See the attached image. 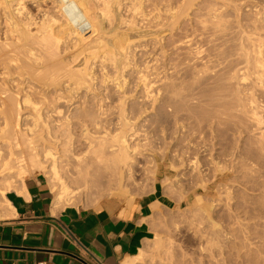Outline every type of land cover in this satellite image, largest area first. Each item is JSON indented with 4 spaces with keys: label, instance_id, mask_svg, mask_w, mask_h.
<instances>
[{
    "label": "bare ground",
    "instance_id": "obj_1",
    "mask_svg": "<svg viewBox=\"0 0 264 264\" xmlns=\"http://www.w3.org/2000/svg\"><path fill=\"white\" fill-rule=\"evenodd\" d=\"M160 1L165 0H159L158 2ZM188 1H192L193 3L194 0ZM131 2L132 1L128 2V4H131ZM133 2L131 9L129 8L130 5H124L122 0H0V94L3 97V95L7 93V96H4L6 98H2L3 101H5L3 105L1 104L3 106L2 113H4V115L1 116L4 117L3 122L1 121L2 123H0L1 219L9 216L10 209H13V206L7 199L6 195L11 190V184L8 181L14 179L15 176L6 177V174L13 173V171L17 169L19 174L16 179L20 178L19 180H21L25 174H28L27 168L29 165L43 170L47 169L52 177L58 181L59 191L57 192L54 201L55 208H64L62 207V204H68L70 206V203L75 200L74 197L76 198L75 195L77 193V195H79V190L76 191L72 189L69 183L63 179L58 167L61 156L57 148L60 146L58 143L63 135L62 132L65 131L71 136L69 139L70 141L75 134L74 130L76 126H78L79 131H81V135L87 144V149L85 150L86 155H83V157L81 155H76L74 152L75 150H73V145L69 146L66 153H70L73 157L79 158L80 161H85L84 166L81 164V167L82 173L85 176L84 182L86 188L96 185L98 181H101L106 176H109L107 182L108 185L112 186L114 184H119L121 183L120 179L124 174H131L136 171L138 166H141V144L137 142L135 143V140L137 139V131L131 127V120L124 107L127 98L126 96L128 94L126 91V75H124L125 77L123 76L124 78L118 77L121 64L125 61L124 66H126L122 68H127L128 70L127 65H130L128 64V61L130 59L132 60L134 57L132 54L133 57L131 58V55L128 59L127 54L130 53L126 51L131 47L130 43L133 40L131 37L134 33L133 27L136 25L133 22H135L134 20L137 18L132 19L134 16L129 18L130 15L125 13L134 10L133 14H138L139 12V14L142 15L145 11V9L143 12L140 11L141 8H144V5L141 6L140 1L138 2L137 0L135 2H138V4ZM216 2H218V0L214 1V6H216ZM167 3L168 5L171 4L170 2H165V4L162 2L161 4L166 6ZM225 3H227V1ZM47 4L51 5L50 7L52 9L47 10ZM161 4L159 3V7L162 6ZM189 4H191V2ZM189 4L187 3L188 6ZM213 5L210 4V6H212L211 10H206V13L209 12L208 15L205 14L206 19L204 21L201 19L203 22L199 20L203 23L201 31H207L210 29L217 31L227 30L228 28L225 25L227 17H224L225 22H221L224 20L223 16L225 15V12L223 11L225 8L224 6L226 5L219 6V4H217L219 6L218 8ZM171 6L172 4L167 9H173ZM32 8L36 11H33ZM155 9L153 10L156 12L159 8L157 7ZM161 9L162 7L160 8V11L167 10L166 8ZM187 9H189V7H187ZM238 9L240 8L238 7ZM153 12L154 11H152V16H150L152 17V20L153 14L155 13ZM251 12L249 14H253ZM160 13L162 12H158V15H160ZM168 13L169 11H167V14ZM256 14L258 13H255V16ZM125 15H128V17ZM161 16H157V19ZM202 16L201 18H203ZM255 16L254 20L258 17ZM144 17L143 20H146L147 17L149 18V16L146 18ZM163 17L165 18L166 16ZM196 17L198 18V16ZM247 17L248 20H252V24L255 22L253 21V18L249 19L250 17ZM126 18H129L130 20H127ZM171 19L172 16L170 18L171 22L168 24L167 21L166 23L168 26L172 24L173 19ZM160 20L165 21L168 20V18H161ZM152 22L155 26V22L157 21L155 19V21L153 20ZM143 23L144 22L142 21L141 25ZM162 23H160V28L163 26ZM256 23L257 18L254 23L255 25L248 23L247 25L249 26L246 25L247 27H243V25H241L243 23H239L241 25L238 24L239 29L236 31L234 30L231 33V36L233 35L234 39H230L231 44L228 45L226 42H223L220 47L217 46V48L214 49L210 48L211 46L206 48V46L202 44L204 41L195 40L198 36L202 38V34L205 35V32L201 33L199 31V26H197V29L198 33H201H199L200 35H197L198 33L195 32L197 29H193L194 32L191 31L194 34L196 33L197 37H193L195 39L191 38L192 33L190 35V32L188 33L192 27L187 30V143L191 144V138L193 139L194 136L199 140L198 142H200V140L202 142L205 134L203 133L204 130L201 131L200 128L202 127V124L205 123L207 125L208 122L210 124L208 126H211V129H215L218 125L223 126V124L225 125L231 122L236 124L239 123V125L240 123L242 125V122L245 121L247 123L250 122L253 123L252 125L257 127V129L264 124V117L262 118V113L260 114L259 112V109H261L260 106L262 105V102L260 101L261 99L259 100L261 94L258 93H264V91H261L264 89V27H262V25L259 26L258 23ZM147 24L142 26H146ZM190 24L191 23H189V25ZM158 25L155 27L158 28ZM189 25H187V27ZM170 26L173 27L172 25ZM190 26L194 25L191 24ZM146 27L148 28V25ZM147 28L145 29L147 30ZM160 28L159 30H161ZM169 28L170 27H168V29ZM136 29L143 30L144 28L136 27ZM163 29L161 31H164ZM170 30L172 29L170 28L168 31ZM132 31L133 33L131 34L130 32ZM214 32L216 33V31ZM151 33L148 35H151ZM165 33L167 34V32ZM92 34H94L95 37L93 36V39L90 38V45H85L87 55L85 54V56L82 57L83 59L80 58L81 56L79 57L80 59L76 56L78 55L76 54L77 52L71 54L72 49L69 44L71 42L68 43L67 39L70 41L71 39L75 40L73 41V44L76 46L78 43H76V41H79L81 44V41L86 35H89L88 37H90ZM130 34L132 35L131 37ZM138 34L140 33H137V35ZM153 34L154 33H152V36H154ZM140 36L138 40L141 38ZM133 37H135V35ZM137 37H135V39ZM160 38L161 36L159 39ZM201 40L204 39L202 38ZM64 42L67 45H64ZM175 42L178 43V41ZM139 47L140 46H138V48ZM85 50L84 52H86ZM134 54L136 53L134 52ZM136 59L134 58L133 60ZM150 61L151 60H149V62ZM141 62L139 63L141 64ZM96 63L101 67V71L105 72L106 70V74H109L107 72L110 68L108 67L109 69L107 70L106 67L104 68V65L112 64V67L113 65L114 67L118 66V70L116 68H114L115 70L113 69V72H116H114L116 78L114 76L113 78L112 76L106 75L109 78H113L112 81H115L114 84L111 80L109 81L113 86L115 85L114 87L118 88L117 91L119 92V98H116V101L121 105L114 112H111V109L114 107H111L107 102V100L112 98L110 94L107 93L110 92V90L107 91V89L103 87L101 88L102 85L104 86L103 83L106 82L107 77L105 78L104 76V80L102 78L101 80L99 79L102 82L99 87L105 89L107 92H101L100 89L99 92L101 93L95 94L92 93L89 88L94 85V81L97 78V73L93 72ZM140 64L137 65L139 66ZM145 64L147 65L148 62ZM146 65H144L145 69L148 67V65ZM132 66H136V64ZM42 67L43 69L46 67L47 70L44 69L46 72L41 69ZM40 69L42 71L38 73V70ZM18 70L20 71V74L17 75L24 79L17 82L19 83L17 86L14 85L16 87L15 89V87H13L14 79H12L11 76ZM110 70L112 72V69ZM124 70L121 71L123 72ZM124 72H126V70ZM139 72L142 73L140 74V80L143 83V91L146 96L149 97L152 92L151 89L153 88L147 82L145 72L143 70ZM28 78H31L32 80L37 79V81L44 80L41 82H43V85L47 86V89H45L42 99H39V97L36 98L33 95V84L29 85V87L23 86V84L28 82V80H26ZM99 80H97V82ZM109 81L107 84H110ZM38 84V86H41L40 83ZM58 85H60V87L62 85L63 90L59 91L57 87ZM52 86L55 87V89L57 87L58 90L53 89L52 91V89H48V87L50 88ZM35 88L37 87H34V89ZM82 88H85L83 94L79 92ZM91 88L94 87L92 86ZM180 89L182 90V87H180ZM35 90L37 91V89ZM36 91L34 93L37 94L39 91ZM173 91H175L174 93L176 96H186L185 92L182 94L183 90L176 91L174 88ZM39 93H41V91ZM75 99H78V101ZM91 105L95 106L99 117H106L115 114L116 121L112 123H104L103 120L100 122L95 117H90L91 119H89L88 117L90 114L81 111H85V109L88 111L87 108L90 109ZM25 109L30 111L28 112V115L24 113ZM74 110H78V113L73 114ZM191 123L200 126L199 129L195 127L198 131L195 128L193 130L190 129ZM247 123L244 126L245 129H247ZM90 127H94V130H91ZM78 128L76 130H78ZM239 130L242 131L241 129ZM251 133L253 132L251 131ZM263 133H260L261 136ZM42 135H44L45 139H43L41 149H37L35 143L40 139L38 137H41ZM251 135L253 136V134ZM46 142H50L51 145H47ZM200 143H193V145H190L191 149L193 148L195 150L196 156H199L200 152L206 153V151H208V147L205 146L206 144L204 143L203 145ZM191 149H189L190 151H187L188 153L191 152L193 154L194 150L192 149V152ZM209 149L211 150V148ZM89 153L90 155L87 156ZM195 155L193 157H195V161L197 159L196 162L198 163L199 159ZM190 159L191 158L188 160ZM191 163L194 164L195 162L191 160ZM196 166L199 167V165ZM92 179H94V183L91 181ZM213 228H215V225ZM218 229L220 230L221 228ZM147 250L148 248L145 245L138 255L125 261L123 264L140 263L141 260L145 259L144 257H146V254L144 255V253H147Z\"/></svg>",
    "mask_w": 264,
    "mask_h": 264
},
{
    "label": "rangeland",
    "instance_id": "obj_2",
    "mask_svg": "<svg viewBox=\"0 0 264 264\" xmlns=\"http://www.w3.org/2000/svg\"><path fill=\"white\" fill-rule=\"evenodd\" d=\"M130 1L133 2V0H122V3L124 5H130L129 8H131L132 2L131 4H128ZM136 1L134 0L133 3ZM139 1L141 2V6L144 5V8H141L140 10L143 12L145 9L144 14L142 13L141 15L138 12V14L136 13V16V14H133L134 10L131 11L132 15L130 11L125 13L131 16H129V18H132V16H134L132 19L137 18L134 20L135 22H133L137 25L133 27L134 33L133 31L130 33H133V36L135 35V37L141 35V38L138 40L139 36L135 39V37L130 34V37L132 36L131 38L133 39H131L132 41L130 43L131 51L130 49L126 51L130 53L127 54L128 59L129 56L132 54L134 55V57L133 55L131 56V58H133L130 60L132 61V65L136 64V66H132L131 61L127 60L130 65H127L128 70L127 68H124L126 70V72H124L125 70L122 68L126 66H124V61L121 64V67H119V75L121 76L118 75V71L117 75L120 78H124V75H126V91L128 94L126 96L127 98L124 107L131 120V127L137 131V139L135 140V143L137 142L141 144V166H138L136 171L131 174H124L121 177V183L119 184H114L112 186L108 185L107 182L109 176H106L101 181H98L96 185L86 188L84 182L85 176L82 173L81 167V164L84 166L85 161H80L79 158H75L70 153H66L69 146L73 145V150H75L74 152L76 155H81L82 157L83 155H86L85 150L87 149V144L85 139L82 137L78 126L75 127V134L70 141L69 139L71 136L63 131V135L58 143L60 146L57 148L61 156L58 167L63 179L69 183L71 188L76 191L79 190V195H77L78 193L75 195L76 198L74 197L75 200L70 203V206H76L79 208H99L102 205L110 204L120 212L124 213L132 211L139 201L146 198V196L154 190L155 186L158 185L163 188L164 194L167 197L165 198L167 207L164 210L157 211V216L154 221L155 237L148 245H146L148 248V252L144 253V255L146 254V257H144L145 259L141 260L138 264H264V124L257 129V127L252 125L253 123H247L245 121L248 125L246 126L247 129H245V122H242V125L241 123L239 125V123L236 124L231 122L225 125L223 124V126L220 125L221 127L218 125L215 129H211V126H208L210 125L208 122L207 125L205 123L202 124L201 129L200 126L191 123L190 129L193 130L196 127L198 129L200 128L201 131L204 130L205 132L203 131V133L205 134V137L202 139L203 143L201 140V143L198 142L199 140L195 138L196 136H194L193 139L191 138V144L187 143V34L189 32V35L191 33L194 34L193 29L195 30L197 29V26H199V31L201 33L205 32V35L202 34L203 37L201 36L204 40H201L202 38H200V36L197 37V35L201 34L200 32V34L198 33V29L195 30L198 34L196 35L195 33V36L191 34V38L197 37L196 39H193L204 41L202 44H204L206 48H209L210 46L212 49L217 48V46L220 47L223 42L230 45V39L234 40L231 33L234 30L236 31L239 29L238 26L241 23H243L241 24L243 27L248 23L255 25L254 23L257 18L258 25L264 27V0H224L225 2L227 1V3L223 0H218L216 3L219 4V6L226 5L224 6L225 8L223 7V12H225L226 15L223 16V19L224 17H227L226 22L225 19L221 22H225L228 29L222 31L210 29L207 30L208 32L201 31L203 23L200 21H202L201 19H203V21L206 19L205 16L209 13H206V10H211L212 6H210V4H215V0H194L193 3L190 1L191 4H189L190 2L188 0H165L160 2H158L159 0H138V2ZM138 2L135 4H138ZM162 2L163 4H165V2H170L174 11L173 9H171L172 11L167 9L171 4L168 5L167 3L168 6H165L161 4ZM159 3L162 5V9L166 8L167 10L164 11L161 9L162 11H160L161 7H159ZM217 4L216 6L218 8L219 6ZM47 6V10L52 9L50 7L51 5L47 4ZM157 7L159 9L155 12V8ZM187 7H189V9H187ZM238 7L240 9H238ZM33 11L36 10L33 9ZM152 11L155 12H153V20L155 21L156 19L157 22H155V26L157 27L159 24L158 28L153 25L152 17H150L152 16ZM167 11H169L168 14ZM249 11H252L251 13L253 14H249ZM158 12L164 14L160 13V15H158ZM255 13H258L256 14L258 17L255 16ZM169 14L170 18L172 16L173 19H171L172 24H170L173 27L170 25L168 26L171 22ZM128 15L125 16L128 17ZM138 15L142 17H139ZM147 16H149L151 20ZM157 16L161 17H158L157 19ZM163 16H166L165 18H168V20H160L161 18L165 19ZM196 16L200 18L198 19ZM201 16L203 18H201ZM247 16L250 17L249 19L253 18V21L255 22L252 24V20H248ZM254 16L256 17L255 20ZM143 17H147L148 20L147 18L146 20H143ZM129 18L126 19L130 20ZM139 21L141 23L142 21L144 22L142 25L148 23V28L146 27L147 25L142 26ZM167 21L168 24H166ZM160 23L163 25L161 28ZM189 23L194 26H190L191 24L189 25ZM187 25H189L190 28L189 26L187 27ZM136 27H142L144 29L139 30L140 28L136 29ZM168 27L172 30L168 31L170 29H168ZM145 28H147V30ZM159 28L164 31L159 30ZM189 29L191 30L187 33V30ZM213 30L216 31V33ZM149 31L150 33H154V36H152V33L151 35H148L150 34ZM159 32H163L165 36L163 33L160 34ZM165 32H167V34ZM137 33L140 34L137 35ZM159 34L161 36L160 39ZM88 36L86 35L84 38L86 40L83 39L84 41H81L82 43L84 42L83 44L76 41V43H79H77V47L73 44V41L75 40L71 39L70 41L67 39L68 43L71 42L69 43L73 51V53L71 51V54L77 52L76 54L78 55L76 56H78V58L80 56V58L84 57L85 54L87 55L85 45H90L89 42L93 39L92 37L94 34L90 37ZM175 41H178V43ZM66 43L64 42V45ZM138 46H140V49ZM83 49L86 52H84ZM78 51L81 53L79 54ZM134 52L136 54L138 52V54L136 55ZM134 58L137 59L133 60ZM149 60L151 61L149 62ZM145 61L148 62V67L146 69L144 66L146 65ZM137 64L140 65L138 66ZM96 65L93 69V72L97 73V78L94 81L95 83L92 85L94 88H91L92 86L89 88L91 92L95 94L107 92L109 90L110 92H113H107L112 97L110 100H107V102L111 107H114L111 109V112H114L121 105L116 101V98H119V92L117 91L118 88L114 87L115 85L113 86L115 81H112L114 77L116 78V76H114L116 75V72L114 71V73L113 69L116 68L118 70V66L114 67L113 65L112 67V64L104 65V68L106 67L107 70L109 68L112 69V72L110 69L108 70L107 73L110 74L111 72L109 75L105 73L106 70L105 72L101 71V67L98 63H96ZM136 68L139 71L143 70L145 72L147 82L153 88L151 89L152 92L149 97L146 96L143 91V83L140 80V74L142 73ZM41 69H43V67ZM41 69L38 70V73L42 71ZM44 69L47 70L46 67H44ZM44 69L43 71H45ZM121 70L124 71L122 72ZM17 74H20L19 70L11 76V78L14 79L13 87L19 84L17 82L24 79ZM106 75L114 77L109 78ZM104 76L105 78L107 77L106 82L103 83L104 86H101L100 84H102V82L100 80L101 78L103 79ZM26 80H28V84L25 83L26 85L23 84V86L29 87V85L33 84L32 87H37L35 89L39 92L41 91V93H39L33 87V91L31 90L33 95L36 98L39 97V99H42L44 91L47 89V86L43 85V82H41L44 80L37 81V79L32 80L31 78ZM97 80L99 81L97 82ZM109 80H111L113 84ZM108 81L110 84H107ZM38 83H40L41 86H38ZM99 85L101 88L103 87L107 89V91L101 89ZM52 87H48V89H52L53 91V89L56 90L58 87L59 91L63 90L62 85L61 87L58 85L56 89L55 87ZM180 87H182L183 90L182 94L185 92V97L175 95L173 89L175 88L176 91H182ZM100 89L101 92H99ZM83 90L85 91V88H82L79 92L83 94ZM35 91L37 94L34 93ZM261 91H264V89ZM258 93L261 94L259 100L261 99L262 107L260 106L261 109H259V112L260 114L262 113L261 115L263 118L264 93ZM6 94L3 95V97L7 96ZM3 97H0V123L3 122L4 117L1 115H4V113H2V105L5 101H3V99L6 97ZM75 100L78 101V99ZM87 109L88 111L85 109V111L81 112L90 114L88 117L89 119L95 117L100 122L103 120L104 123H112L116 121L115 114L106 117H99L94 105H91V108ZM28 112L30 111L25 109L24 113L28 115ZM74 113H78V110H74L73 114ZM77 128L78 130H76ZM90 129L94 130V127H90ZM251 131L253 133H251ZM260 133H263V135L261 136ZM251 134H253V136ZM38 138L42 139L41 141L38 139L35 145L37 149H41L43 139L45 138L44 135ZM196 141L203 145L205 143V146L208 147V151H206V153L200 152L199 156H196L195 150L192 148L195 152L194 153L190 147L193 143L197 144ZM46 143L47 145H51L50 142ZM209 148H211V150ZM189 149H191L193 154L191 152L188 153L187 150ZM89 155L90 153L87 154V156ZM194 155L199 159L198 163L196 162L197 159L195 161V157H193ZM189 158L191 159L188 160ZM191 160L195 162V165L191 163ZM196 165H199V167ZM27 169L28 174H25L21 180H19L20 178L16 179L19 174L17 169L13 171V173L6 174V177L15 176L14 179L8 181L11 184V190H13V187L14 189H17V185L20 182L25 183L27 178L37 174H43L49 180V186L55 199L57 192L59 191V183L52 177L51 173L48 172L47 169L43 170L30 165ZM93 180L94 179L91 181ZM199 181L204 184L202 185ZM62 205V207L69 206L68 204ZM214 225L215 228H213ZM218 228L221 229L219 230ZM204 242L207 243L205 244Z\"/></svg>",
    "mask_w": 264,
    "mask_h": 264
},
{
    "label": "crops",
    "instance_id": "obj_3",
    "mask_svg": "<svg viewBox=\"0 0 264 264\" xmlns=\"http://www.w3.org/2000/svg\"><path fill=\"white\" fill-rule=\"evenodd\" d=\"M165 198L157 185L124 213L110 204L57 209L48 178L31 176L7 193L13 209L0 218V264H123L154 239Z\"/></svg>",
    "mask_w": 264,
    "mask_h": 264
},
{
    "label": "built area",
    "instance_id": "obj_4",
    "mask_svg": "<svg viewBox=\"0 0 264 264\" xmlns=\"http://www.w3.org/2000/svg\"><path fill=\"white\" fill-rule=\"evenodd\" d=\"M39 264H45V263H39Z\"/></svg>",
    "mask_w": 264,
    "mask_h": 264
}]
</instances>
